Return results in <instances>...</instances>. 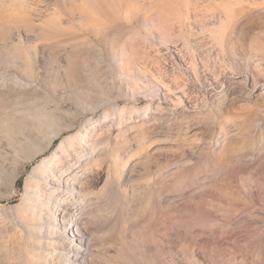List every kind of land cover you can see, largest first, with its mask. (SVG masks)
<instances>
[{
	"label": "rangeland",
	"instance_id": "obj_1",
	"mask_svg": "<svg viewBox=\"0 0 264 264\" xmlns=\"http://www.w3.org/2000/svg\"><path fill=\"white\" fill-rule=\"evenodd\" d=\"M0 264H264V0H0Z\"/></svg>",
	"mask_w": 264,
	"mask_h": 264
},
{
	"label": "bare ground",
	"instance_id": "obj_2",
	"mask_svg": "<svg viewBox=\"0 0 264 264\" xmlns=\"http://www.w3.org/2000/svg\"><path fill=\"white\" fill-rule=\"evenodd\" d=\"M90 18V16H88ZM54 156H50L42 159L32 170V173L27 178L25 184V194L22 202L18 205V214L21 218H31L34 215L35 203L39 199V191L41 190L40 177L44 173H47L50 169V163ZM110 181L105 184L101 189L102 193H106L109 188ZM117 243V242H116Z\"/></svg>",
	"mask_w": 264,
	"mask_h": 264
}]
</instances>
